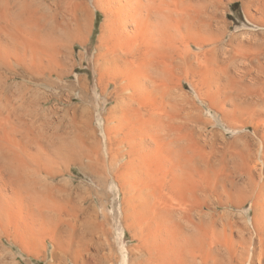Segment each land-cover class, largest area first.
Instances as JSON below:
<instances>
[{"label": "bare ground", "instance_id": "6f19581e", "mask_svg": "<svg viewBox=\"0 0 264 264\" xmlns=\"http://www.w3.org/2000/svg\"><path fill=\"white\" fill-rule=\"evenodd\" d=\"M238 1L253 30L228 21ZM36 2L0 0V244L50 243L55 264H264V0H92L99 109L113 103L100 129L87 78L62 85L78 96L62 99L60 120L45 93L29 97L28 82L63 81L76 65ZM79 5L54 28L69 43L92 22ZM18 73L27 85L6 90ZM73 170L102 191L115 184L135 242L122 258L97 236L103 194L76 186ZM247 203L249 221L233 213Z\"/></svg>", "mask_w": 264, "mask_h": 264}, {"label": "rangeland", "instance_id": "374dc122", "mask_svg": "<svg viewBox=\"0 0 264 264\" xmlns=\"http://www.w3.org/2000/svg\"><path fill=\"white\" fill-rule=\"evenodd\" d=\"M37 2L39 0H36ZM41 1V2H40ZM37 4L43 8L42 10L48 15L49 23L51 28L57 29L60 26V29L64 28L65 26L69 24H72L77 16L79 17L81 15V12L78 11L81 7V2L84 1L87 3L89 9L91 10V18L92 22L90 23V27L87 33L86 38L80 43V42H72L69 43L65 41L62 38V31L58 29H52L55 31V35L57 37V42L59 44V51L61 52L62 57V51L63 53H68L71 55V58L73 59V62L76 63L75 68L73 69L70 77H66L62 81V77H56L53 75L52 77L48 78L50 81V84L40 81L37 85H32L28 82V89H29V97L35 101L37 100L42 93H45L46 96V105L44 106V110H50L53 112V119L60 120L62 119V110L67 109V104L62 99H65V97L68 94L73 93L72 88L69 89H63L62 85L65 86V84L74 85L76 82V79L78 77H83L88 79V88L90 91L91 96L94 98L93 103H91L90 108L93 111V126L95 129H100L103 126V118L104 115L108 112V109L113 106L112 102H106L103 104L102 109H99L100 103V90L97 85V72L94 70V58L96 55V45H97V37L99 35V29L100 25L103 20V15L101 12L97 11L95 8L92 9L91 1L92 0H40ZM230 11V18L229 22H236L237 27H239V30H253L252 27L247 26V21L244 15L243 7L241 2H235L231 7L229 8ZM80 13V14H79ZM68 22V23H67ZM66 24V25H65ZM63 26V27H62ZM234 31V29H232ZM61 34V35H60ZM61 36V37H60ZM59 38V39H58ZM82 62V63H81ZM19 76L13 79H8L6 75V90L7 88L16 90V89H22L25 85H27V82L21 80V74L18 73ZM45 83V86L43 85ZM25 84V85H24ZM38 86V87H36ZM74 96H78V91L75 90L73 93ZM43 97V98H44ZM42 100V99H41ZM40 100V102H41ZM78 100L74 98L73 104H78ZM205 116L208 117L210 113L205 110L204 112ZM219 129V130H218ZM220 133H224L228 138L232 137L234 133L227 129L223 124H219V126L216 128ZM98 136L101 137L100 133H98ZM63 180L68 179V176L64 177L62 176V172L60 176L55 180L52 181L54 183L62 182ZM73 182L76 186H79L87 192L92 189L93 191H96L101 194H103L101 197L103 199H100L102 206L106 208L107 213V219L102 223L103 231L106 233H102V229L98 230V237L102 241V243L105 246L106 251L109 252V246L116 251V260L119 258H122V253L125 252L126 249L132 247L135 242L131 239L130 233L123 228L122 223H120L118 210H119V196L115 193L116 192V186L114 183H110L109 185H106L102 191L98 186L95 184H92L90 182V178L84 177L82 174H80L77 170H73L72 175ZM90 179V180H89ZM86 189V190H85ZM91 190V191H92ZM102 191V192H101ZM94 193L92 192L91 195ZM98 195V193H97ZM92 197L96 198L97 196L93 195ZM97 199V198H96ZM100 200L97 201V204L100 207ZM87 203H85V206ZM101 212V211H100ZM234 214H245L247 220L249 221L251 218V213L249 209V204L243 206L240 210H234ZM98 221H103L102 216H99ZM66 220H69V218H66L65 216L62 217V224L66 222ZM82 219H79L77 221H74L71 219V221L77 226L79 221ZM105 237V239H104ZM108 237V238H107ZM104 239V240H103ZM107 242V243H106ZM111 244H110V243ZM46 248L40 247V249L37 250H22L19 246H15L14 244H10V242L6 241L5 239H2V242L0 244V264H55L52 262L51 259V244L47 243ZM122 249V250H121ZM125 254V253H124ZM52 262V263H51ZM61 264H72L69 262V260H65L62 254V263Z\"/></svg>", "mask_w": 264, "mask_h": 264}]
</instances>
